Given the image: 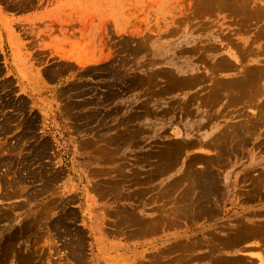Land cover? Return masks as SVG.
<instances>
[{
  "label": "rangeland",
  "instance_id": "rangeland-1",
  "mask_svg": "<svg viewBox=\"0 0 264 264\" xmlns=\"http://www.w3.org/2000/svg\"><path fill=\"white\" fill-rule=\"evenodd\" d=\"M25 1L0 0V264H264V0H43V30Z\"/></svg>",
  "mask_w": 264,
  "mask_h": 264
},
{
  "label": "crops",
  "instance_id": "crops-1",
  "mask_svg": "<svg viewBox=\"0 0 264 264\" xmlns=\"http://www.w3.org/2000/svg\"><path fill=\"white\" fill-rule=\"evenodd\" d=\"M27 2L28 0L12 8L6 7L5 11L9 13L8 18L12 20L14 25L18 26L24 24L28 26L29 23L35 21L40 24L41 30H43V0H33V2L30 3ZM3 30H5L4 27ZM45 49L46 48L43 47V40L41 42L26 44L25 47L22 45L21 50L24 52V63L22 64V66L31 67L35 66L37 62H43V51H45ZM33 56L36 59H33ZM9 62L11 64L13 62V59L9 58ZM41 119L43 120V116Z\"/></svg>",
  "mask_w": 264,
  "mask_h": 264
},
{
  "label": "bare ground",
  "instance_id": "bare-ground-1",
  "mask_svg": "<svg viewBox=\"0 0 264 264\" xmlns=\"http://www.w3.org/2000/svg\"><path fill=\"white\" fill-rule=\"evenodd\" d=\"M224 83H225V82H224ZM224 83H223V84H224ZM243 85H244V84H243ZM237 86H239V85H237ZM241 86H242V85H241ZM235 87H236V86H235ZM242 87H243V86H242ZM242 87H241V89H242ZM209 174H210V173H209Z\"/></svg>",
  "mask_w": 264,
  "mask_h": 264
}]
</instances>
